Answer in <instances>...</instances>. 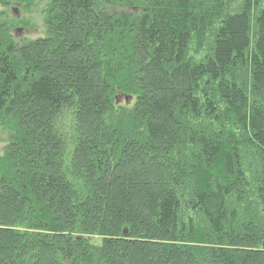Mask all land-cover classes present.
I'll list each match as a JSON object with an SVG mask.
<instances>
[{
    "label": "trees",
    "instance_id": "obj_1",
    "mask_svg": "<svg viewBox=\"0 0 264 264\" xmlns=\"http://www.w3.org/2000/svg\"><path fill=\"white\" fill-rule=\"evenodd\" d=\"M17 2L0 264H264V0Z\"/></svg>",
    "mask_w": 264,
    "mask_h": 264
},
{
    "label": "rangeland",
    "instance_id": "obj_2",
    "mask_svg": "<svg viewBox=\"0 0 264 264\" xmlns=\"http://www.w3.org/2000/svg\"><path fill=\"white\" fill-rule=\"evenodd\" d=\"M15 7L16 8L14 9V12H11L12 8L4 9L0 7V13L4 11L6 13L5 19L7 20V17L10 16V19L13 21V25L11 26L12 29L10 32L11 35H14L13 40L16 43H21L25 40H34L43 36V27L39 12L36 11L34 8L32 10L25 9L24 4H20ZM17 14L20 15V19L18 20L13 17ZM3 144V135L1 134L0 130V153Z\"/></svg>",
    "mask_w": 264,
    "mask_h": 264
},
{
    "label": "flooded vegetation",
    "instance_id": "obj_3",
    "mask_svg": "<svg viewBox=\"0 0 264 264\" xmlns=\"http://www.w3.org/2000/svg\"><path fill=\"white\" fill-rule=\"evenodd\" d=\"M2 1H3V0H0V7H1V8H4V9H7V8H10V9H11V8H12V9H11V12H14V11H15V10H14V9L16 8L15 6L20 5L17 1H14V2H13V0H11V1H8V0H7V2L4 1L5 4H4ZM12 14H13V13H12ZM0 16H3L2 13H0ZM13 17H15L17 20L20 19V15H18V14L15 15V16H13ZM12 36L14 37L13 34H12Z\"/></svg>",
    "mask_w": 264,
    "mask_h": 264
},
{
    "label": "water",
    "instance_id": "obj_4",
    "mask_svg": "<svg viewBox=\"0 0 264 264\" xmlns=\"http://www.w3.org/2000/svg\"><path fill=\"white\" fill-rule=\"evenodd\" d=\"M123 235H126V229H124V231H123ZM263 247H264V244H263Z\"/></svg>",
    "mask_w": 264,
    "mask_h": 264
}]
</instances>
